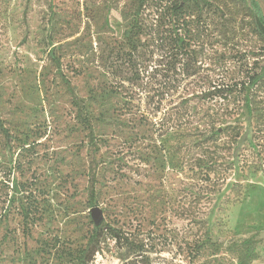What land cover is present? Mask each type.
I'll list each match as a JSON object with an SVG mask.
<instances>
[{
	"label": "rangeland",
	"instance_id": "obj_1",
	"mask_svg": "<svg viewBox=\"0 0 264 264\" xmlns=\"http://www.w3.org/2000/svg\"><path fill=\"white\" fill-rule=\"evenodd\" d=\"M136 5L0 0V125L11 135L0 131V264H76L92 208L149 235L157 263L238 264L251 239V264H264V176L241 171L248 152L235 148L251 135L247 86L230 102L206 96L264 65L252 16H213L183 58L141 35L138 56L122 38ZM101 245L92 264L122 263L112 241Z\"/></svg>",
	"mask_w": 264,
	"mask_h": 264
},
{
	"label": "trees",
	"instance_id": "obj_2",
	"mask_svg": "<svg viewBox=\"0 0 264 264\" xmlns=\"http://www.w3.org/2000/svg\"><path fill=\"white\" fill-rule=\"evenodd\" d=\"M143 9H151L153 18L150 15H141ZM231 10L238 11L242 15L252 16V33L261 43L262 48L258 56L263 58L264 14L256 0H137L136 8L131 18L129 17L130 22L122 32V38L125 41V46L138 56L143 54L140 51L142 45L139 37L141 35H149V42L168 48L169 52L177 58L191 56L193 49H189L190 43L200 39L203 33L202 29L209 26L210 19L218 15L222 17L225 12L229 13ZM59 66L57 61V67ZM184 67L185 63L182 64L183 71ZM245 80L239 88L236 84L222 85V87L208 91L206 96L218 97L230 102L242 95L245 91L243 86H247L248 96L244 107L252 128L249 139L243 145L235 147L239 151L243 148L248 152L247 155L238 158V163L237 161L236 163L241 171L261 173L264 176V65L258 67L251 74L248 73ZM65 83L68 92L73 96L76 118L82 122L90 134V122L82 116L78 99L74 96L68 82L65 81ZM0 131L5 139L11 140L8 130L4 129L2 125H0ZM223 133L229 139L236 140L240 137V128L229 125L223 129ZM25 146L23 143L20 151L26 152ZM232 187H236L233 195L237 198L240 185L234 184ZM12 191L17 194L25 191V187L14 183ZM93 194L92 187L89 191L91 206L94 205ZM107 239L113 242L122 255L121 264H161L157 263V258L153 257V254L157 256L159 252L157 245L151 241L149 235L142 233L141 230L114 228L102 218L98 223H92V229L85 245L77 252L76 264H92L95 257L102 253L101 244ZM251 243V239L243 241L246 248L238 260V264H251L257 259V253L254 248L250 247Z\"/></svg>",
	"mask_w": 264,
	"mask_h": 264
},
{
	"label": "water",
	"instance_id": "obj_3",
	"mask_svg": "<svg viewBox=\"0 0 264 264\" xmlns=\"http://www.w3.org/2000/svg\"><path fill=\"white\" fill-rule=\"evenodd\" d=\"M91 215L95 223H98L101 220V212L98 208L91 209Z\"/></svg>",
	"mask_w": 264,
	"mask_h": 264
}]
</instances>
